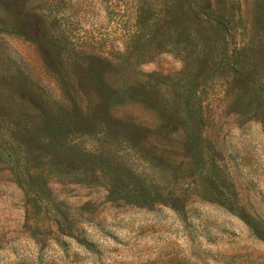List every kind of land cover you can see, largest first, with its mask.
<instances>
[{
    "label": "rangeland",
    "instance_id": "374dc122",
    "mask_svg": "<svg viewBox=\"0 0 264 264\" xmlns=\"http://www.w3.org/2000/svg\"><path fill=\"white\" fill-rule=\"evenodd\" d=\"M248 219L264 0H0V264H264Z\"/></svg>",
    "mask_w": 264,
    "mask_h": 264
},
{
    "label": "trees",
    "instance_id": "16d2710c",
    "mask_svg": "<svg viewBox=\"0 0 264 264\" xmlns=\"http://www.w3.org/2000/svg\"><path fill=\"white\" fill-rule=\"evenodd\" d=\"M107 59V57H106ZM78 134V133H73ZM142 160L145 162L143 165L144 170H151L150 166L160 167L161 165L157 162H154L150 159H145L144 157ZM164 170V169H163ZM135 171V172H134ZM140 170H134L131 173H136L138 176L142 174L143 172ZM126 177V176H125ZM122 183H119L115 180H111L110 183L107 182V192L110 194H116L117 197L120 199L125 197L122 196L120 193L125 192L127 194H130L131 191L135 197V199H138V201H141L144 205H150L152 202L156 201H166L168 203H172V206L175 207L176 200L178 199V196H176V193H174L173 188H171L170 184H168L167 180L166 183H162L161 181L157 180H149L147 178H143L142 180L136 182L135 186H130V182L126 183L125 178ZM139 184V186H137ZM132 185V184H131ZM177 208V207H176ZM246 213V212H245ZM248 223H250L251 229L258 234L259 236H263V224H258V220L254 219L253 222H250L248 219Z\"/></svg>",
    "mask_w": 264,
    "mask_h": 264
}]
</instances>
